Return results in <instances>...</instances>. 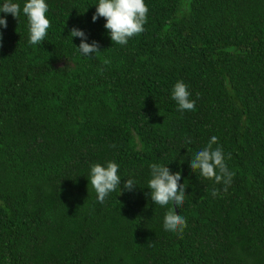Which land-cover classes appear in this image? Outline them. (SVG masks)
Returning <instances> with one entry per match:
<instances>
[{"label":"trees","instance_id":"obj_1","mask_svg":"<svg viewBox=\"0 0 264 264\" xmlns=\"http://www.w3.org/2000/svg\"><path fill=\"white\" fill-rule=\"evenodd\" d=\"M13 2L18 20L0 13V264H264V0H145L126 45L92 22L98 0H45L51 27L32 45L26 0ZM72 28L100 53L82 56ZM178 81L193 111L172 99ZM213 136L226 192L190 168ZM108 162L137 187L101 204L88 178ZM154 163L181 173L182 235L150 199Z\"/></svg>","mask_w":264,"mask_h":264},{"label":"clouds","instance_id":"obj_2","mask_svg":"<svg viewBox=\"0 0 264 264\" xmlns=\"http://www.w3.org/2000/svg\"><path fill=\"white\" fill-rule=\"evenodd\" d=\"M95 8L92 22L95 23L99 18L106 21L104 28L108 31L112 44L126 45L129 39L140 35L145 30L144 25L147 23L149 12L145 0H98ZM48 10L45 0H26L23 5L22 13L28 21L29 43L32 45L43 43L48 34V29L51 27V21L46 16ZM0 13L11 14L18 20L21 15V6L13 0H4L3 5L0 6ZM0 27L7 28L5 18H0ZM70 35L81 39L77 49L82 56L88 57L90 54L100 53L98 42L87 43V36L82 30L72 28ZM2 40L3 34L0 32V48L3 46ZM104 63L107 64L109 61L105 60ZM172 99L181 112L193 111L195 108V101L190 99V92L183 81H178L174 85ZM217 142L216 136L211 137L207 146L191 159L190 168L193 173L199 171L205 179L214 180L216 184H223L226 192L234 173L229 171L223 149L220 146L213 147L217 145ZM228 159H231L230 154ZM150 169L151 179L148 181L150 199L155 205L169 209L164 216L163 227L175 235H182L187 227V221L176 212V209L182 206L186 192V188L180 185L181 173H172L168 166L155 163L150 165ZM118 171L119 165L115 162H108L106 167L99 163L91 166L88 180L99 203H104L117 187L120 188V194L122 191H132L137 187L132 179H127L121 189ZM212 194L218 195L219 190Z\"/></svg>","mask_w":264,"mask_h":264}]
</instances>
